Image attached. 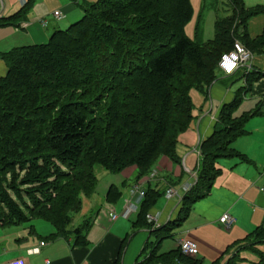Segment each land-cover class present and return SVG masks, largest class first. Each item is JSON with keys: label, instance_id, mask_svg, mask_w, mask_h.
Returning a JSON list of instances; mask_svg holds the SVG:
<instances>
[{"label": "trees", "instance_id": "16d2710c", "mask_svg": "<svg viewBox=\"0 0 264 264\" xmlns=\"http://www.w3.org/2000/svg\"><path fill=\"white\" fill-rule=\"evenodd\" d=\"M33 2L26 0L14 14L0 17V26L19 25ZM233 2L237 12L218 19L216 37L207 42L185 31L193 16L191 0H97L83 4V16L55 30L48 42L0 52L8 66L0 76V228L42 218L55 227L50 238L73 235V245L89 244L86 231L95 212L70 226L73 213L82 209V196L96 192L97 164L119 173L136 166L139 181L161 155L181 162L179 136L194 118L191 89L208 94L222 54L236 39L264 52V29L258 37L247 30L249 18L264 15V5L246 8L242 0ZM262 76L255 69L245 73L248 86L222 106L214 133L200 144L197 180L177 217L152 228L146 215L165 191L148 185L134 226L145 224L159 237L168 236L187 219L194 202L210 195L222 171L216 165L220 158L252 162L233 142L261 109L239 116L235 111L242 93ZM121 196L111 184L107 201ZM239 242L247 248L264 243V224ZM203 262L178 245L160 254L154 249L136 264Z\"/></svg>", "mask_w": 264, "mask_h": 264}, {"label": "crops", "instance_id": "0c3cea01", "mask_svg": "<svg viewBox=\"0 0 264 264\" xmlns=\"http://www.w3.org/2000/svg\"><path fill=\"white\" fill-rule=\"evenodd\" d=\"M71 1L72 4L62 3L63 9L67 12L76 8L73 7V5L75 6L76 0ZM20 2L23 6L26 0H0V17L9 16L17 12ZM60 11H62L65 16L61 19H57L53 14V20H48L45 17L36 19L33 17V14H28L27 19L22 20L17 26H0V33H3V36H17L21 40L24 39L22 41L30 40L29 43L32 44L45 42L48 38H50V35L55 30L62 29V27H64L59 26V23H56L57 21L66 18L67 12H64L63 10ZM77 17H80L79 13ZM44 19L47 20L46 26L42 23V20ZM75 20L71 22L69 21L70 24ZM66 22H68V20ZM54 23L56 24L53 25ZM17 43V40H14L13 45L10 43L8 44V42L0 43V52L9 51L20 45ZM254 63L255 59L252 63L253 69L264 73V68L256 66ZM260 65L263 67L264 62H260ZM7 70L8 66L5 60L0 56V76L5 75ZM247 72H249V70L244 68L239 69L231 75L220 72L219 75L221 76L218 75V78L211 84L208 94L203 95L204 97L197 102V105L194 103V118L189 127L190 133L186 132L183 136L182 134L179 136L177 151L179 150L178 155L183 163V170L178 169L175 170V173L170 172L173 162L165 155L160 162V167H157V169L153 171L151 179H149L148 176H145L139 180V182H141L143 179L142 183L145 188L150 185L156 189H163L166 192L168 188L174 187L176 175H178L177 177H180V179H183V176H187L184 172H188L190 175H188L187 180L182 187L183 189H186L196 182L197 167L200 164V144L203 140L214 133L222 106L225 103H229L234 100L236 95L241 91V88L248 86V82L245 77V73ZM242 95V102L245 99L249 102V104H251L249 110L246 111H254L258 108L261 109L260 113L252 116L246 123V133L240 135L233 142V147L238 151L245 153L252 162L242 161L239 157H224L217 161L216 165L221 168L222 171L218 176L220 183L216 184V190L218 189L224 198L229 199L230 205L217 214V216L212 217L210 215L200 214L199 217L202 218L203 224H200V226L196 229V231H198L199 228H203L208 226L210 223H214V221H218V218L220 219L223 215L228 214L225 211H233L239 203L243 202L241 205L242 215H238V218L235 217V223L231 227H227V229L231 232L234 225L237 226L235 231L232 232L235 234V236L231 238L233 241L243 237L240 227H247L248 233L257 227L256 222L250 218L247 220L243 212H245L253 202H257V195L259 194V191H256L255 184L261 183L263 179L261 176L264 174V171L260 172L264 168V76L254 81L252 85L242 93ZM187 143L192 144L190 148H187ZM120 173L123 175V183L130 182L126 188V192L130 197L129 188L133 183L137 182L136 178L138 177V169L136 166H132L126 168ZM212 191L213 188L211 193ZM253 192L255 193L253 198H251L250 194ZM106 193L104 199L102 200V204L98 203L93 207L96 199L90 203V212L94 213L97 209L98 211L93 219V225L86 231V237L89 240V244L73 245V239L61 236L57 238H50V234L56 231L52 230L51 227H45V230H41L39 228H33L29 231L21 230L17 232L18 234L16 235H13L11 231H8V227H1L0 264H8L13 259H23L25 264H116L119 257L121 258V264H125L124 259H122V249L127 238H125L123 234L128 231V227L121 223L110 229L101 223L100 213L102 212L104 206L107 208L110 204V202L106 199ZM211 193L208 196H211ZM93 195L95 196V193ZM163 196L165 197L164 204L161 207H158V199L157 203L149 211L159 213L161 225L166 224L169 220L177 217L181 200V196L179 194L177 197L171 199L166 198L165 195ZM104 202H106L107 205H104ZM97 206H100V208H97ZM84 216H88V214L81 215V217ZM119 219L120 217L112 222L116 223ZM95 228L101 230L100 235H93V230ZM230 232L228 233L230 234ZM126 233L128 234V232ZM17 235H19V238H16ZM188 235L189 236L186 238L192 239L198 243V249L200 247V242L198 241H202V248H208L206 245L207 242L204 240L203 236H199L200 240L197 241L194 237L196 236L194 233L188 232ZM42 241H45L44 245L40 244ZM209 246L212 248L213 245ZM37 247H39L40 251L35 252L34 249ZM213 248H216L217 251H219L218 254H216V259L222 255L224 250L221 246L219 248L213 246ZM201 254L202 253L199 251L198 256L202 257Z\"/></svg>", "mask_w": 264, "mask_h": 264}, {"label": "rangeland", "instance_id": "374dc122", "mask_svg": "<svg viewBox=\"0 0 264 264\" xmlns=\"http://www.w3.org/2000/svg\"><path fill=\"white\" fill-rule=\"evenodd\" d=\"M95 1L97 0H76L75 6L73 5V7L76 8L67 12L65 9H63L62 3L72 4L71 0H34L33 4L29 9L28 14H33V17L36 19H41L45 17L48 20H53L54 18L52 17V15L54 14L55 11H60V10H63L64 12L66 11L67 12L66 18L56 22L59 23V26H64L62 27V29H65L70 25L71 21L78 18L77 17L78 13L80 16L79 18L83 16V9L81 8L83 4H90ZM191 2L193 5V16L185 26V31L188 36H190L191 38H193L198 42H207L211 39H214L217 34L216 21L218 19L230 17L237 12L235 10V4L233 0H191ZM242 2L244 3L246 8H253L256 6L264 5V0H242ZM21 7H22V3L20 2L18 6V10ZM236 18H237L236 19L237 22L239 20V17ZM67 20L68 22H66ZM56 23H54L53 25H55ZM263 29H264L263 14L248 19L247 30L250 36L252 35L251 37H258V35L262 34ZM239 30L240 32H243L245 30L244 26H240ZM2 34L3 33H0V40H1L0 43L8 42V44L10 43L13 45L14 40H17L18 42L17 44H20L18 46L25 44H32L29 43L30 40L22 41L24 39L21 40L17 36L9 37V35L3 36ZM237 40L241 41L239 39H236V41ZM48 41L49 38L45 42ZM248 49L251 51L253 50L251 48ZM253 53L255 59L254 64H256V66H260L261 68H264V65L263 67L260 65V62H264V52L261 53L253 52ZM254 59L252 60V62H254ZM218 72H219L218 74H220L221 70L218 69ZM203 95H205L204 92L198 89L197 87H193L191 89V97L195 105H197V102L204 97ZM250 107L251 104H249V102H247V100L244 99L243 102L238 106L237 110L235 111V115L236 116L242 115L246 110H249ZM186 132L190 133V128L182 132L181 133L182 136ZM187 144H188L187 148H190V146L192 145L191 143H187ZM177 152L179 153V150ZM163 157H165V155H161L152 165L150 169V173L149 175H147L149 179H151L153 175V171L157 169V167H160V162ZM172 162L173 163L170 172L175 173V170L178 169L183 170L182 162L181 163L175 161ZM263 171L264 168L260 172ZM95 173L98 177V185L95 192V196L94 195H93L94 197L86 196V195L82 196L83 199L82 209L78 213H73L74 218L70 228L73 229V227L78 226L83 222L85 216L81 217V215L92 214L90 212L91 211L90 203L94 199H96V202L94 203L93 207L96 206L98 203L102 204V200L104 199L108 187L112 183L116 184L119 187L120 191L122 192V196L117 202L110 203L109 206H107V208L105 206L103 207L102 212L100 213V219H101V223L105 227L110 229L115 225L121 223L128 227L127 229L128 231H126L128 232V234L126 232L123 234V236L127 238L122 249V259H124L125 264H136L138 259L139 262L141 261L143 262L154 249H156V252L158 254L174 249L176 246L179 245V241L181 239L189 236L188 232L194 233V235H196L194 237L197 241L200 240L199 236H203L204 240L207 242L206 245L208 248H202L201 247L202 241H198L200 242L199 243L200 247L198 251L202 253L201 256L204 258L203 264H212L213 261L215 260L216 254H218L219 251H217L216 248H213V246L218 248L221 246V248H223V250L226 251V253L222 256V258L217 264H261V258L262 255H264V243L257 245L255 248H247L245 246H241L239 242L240 240H242V238H244L248 234L247 227H240V231L243 237L240 239H236L234 241L233 239H231L233 238V236H235V234L232 232L235 231L237 226L234 225L233 230H231L230 232L227 229V226L221 221V217L220 219L219 218L217 219L218 221H214V223H210L208 226L199 228V230L196 231L198 226H200V224H203L202 218L199 217L200 214L210 215L212 217L217 216V214H219L228 205H230L229 199L224 198L221 192H219L218 189L216 190V184L220 183L218 177L215 180V184L211 196L204 197L194 202L187 219L182 221L180 225H174L169 235L161 238L159 237V235L153 233L152 228L148 225L144 224V225L134 226V222L138 218V213L133 214L131 217H125L123 215V211L129 200V195L126 192V188L130 182L127 183L122 182L123 181L122 173L108 171L100 164H97L95 166ZM184 173L187 176H183V179L182 178L180 179V177H177L178 175H176L175 177L176 182H174V188L181 196V199H183L186 193L185 191L186 189H183L182 187L184 186V183L186 182L188 175H190V173L188 172H184ZM261 177H263L261 183L255 184L256 191H259L258 192L259 194L257 195V202H253L252 205H250L249 208L245 212H243L247 220L248 218H250L256 222V226L264 224V205H263L264 193L262 192V188H264V174ZM141 182H143V179ZM254 193L255 192L250 194L251 198H253ZM164 202H165V197L164 196L159 197L157 206L161 207L164 204ZM104 203H105L104 205H107L106 202ZM242 204L243 202L239 203V205L235 207L233 211L227 210L225 212L234 218L235 217L238 218L237 217L238 215L239 216L242 215V211H241ZM97 208H100V206H97ZM113 210L120 215V219L116 223L112 222L113 220H111L109 216L110 212ZM97 211H95V213ZM92 225L93 223L91 224V226ZM5 227H8L7 228L9 229L8 231H11L13 235L18 234L17 232L21 230L29 231L33 228H39L41 230L43 229L45 230L47 227H51L52 230H55V227L50 222H47L42 218H34L32 220L22 222L18 225H8V226H4L3 228ZM228 232H230V234ZM100 234H101L100 229L95 228L93 230L94 236ZM16 238H19V235H17ZM73 238H74L73 235H71V239ZM209 245H213L212 248Z\"/></svg>", "mask_w": 264, "mask_h": 264}, {"label": "built area", "instance_id": "2783aa9c", "mask_svg": "<svg viewBox=\"0 0 264 264\" xmlns=\"http://www.w3.org/2000/svg\"><path fill=\"white\" fill-rule=\"evenodd\" d=\"M54 16L57 19H61L65 15L61 11H55ZM42 23L46 26L47 20H42ZM253 59L254 53L249 50L241 41L235 40L232 49L222 54L219 61V69L227 75L234 74L236 71L242 68L251 70ZM188 189L189 187H187V190ZM262 191L264 192V188L262 189ZM129 194V200L123 211V215L125 217H131L133 214L138 213L140 211L141 204L146 196V189L143 186V183H133L129 188ZM177 195L178 192L175 190L174 187L168 188L166 190V197L168 199L177 197ZM110 217L113 221H115L120 217V215L113 210L110 212ZM146 218L154 228L161 225L159 213L148 212ZM221 221L229 228L235 223L236 219L229 214H225L221 217ZM40 244L44 245L45 241H42ZM179 246L185 254L194 256L198 253V244L192 239H181L179 241ZM34 251H40L39 247L35 248ZM8 264H25V262L23 259H13Z\"/></svg>", "mask_w": 264, "mask_h": 264}, {"label": "bare ground", "instance_id": "6f19581e", "mask_svg": "<svg viewBox=\"0 0 264 264\" xmlns=\"http://www.w3.org/2000/svg\"><path fill=\"white\" fill-rule=\"evenodd\" d=\"M198 253H199V251H198ZM198 253L196 255H194V256H198Z\"/></svg>", "mask_w": 264, "mask_h": 264}]
</instances>
